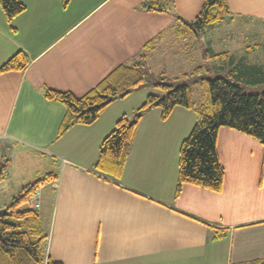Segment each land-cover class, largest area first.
Here are the masks:
<instances>
[{"label": "crops", "instance_id": "crops-1", "mask_svg": "<svg viewBox=\"0 0 264 264\" xmlns=\"http://www.w3.org/2000/svg\"><path fill=\"white\" fill-rule=\"evenodd\" d=\"M19 1L25 10L11 22L0 8V66L18 51L29 61L22 72L0 74V157L7 159L16 149L30 160L40 155L46 174L56 178L39 187L49 260L264 262V148L258 141L220 128L216 149L224 171L222 190L183 184L175 196L179 147L196 121L192 110L175 108L164 121L157 108L144 114L122 175L113 180L93 169L98 148L116 120L130 117L153 91L143 87L106 107L93 125H74L61 136L57 131L66 108L44 97L51 90L80 98L121 64L138 60L146 48V66L152 74L150 66L159 71L154 75H166L162 54L192 61L190 51L178 54L182 58L172 53L171 47L194 40L179 38L176 16L193 21L203 0ZM145 2L170 12L148 11ZM226 3L230 24L264 25V0ZM254 46L246 53L257 52ZM247 62L264 69L263 61Z\"/></svg>", "mask_w": 264, "mask_h": 264}, {"label": "trees", "instance_id": "trees-1", "mask_svg": "<svg viewBox=\"0 0 264 264\" xmlns=\"http://www.w3.org/2000/svg\"><path fill=\"white\" fill-rule=\"evenodd\" d=\"M143 6L148 11L170 12L153 2H145ZM0 8L7 22L25 10L19 0H0ZM225 16L230 18L226 0H203L202 8L193 21L176 16L181 29L179 38L200 37L205 30L219 26ZM146 52L147 48L136 55L138 60L118 66L80 98L46 90V100L66 108L57 136L74 125H93L110 104L147 87L153 92L147 94L130 117L121 115L102 140L94 171L108 179H120L137 125L144 114L157 108L164 121L175 108H184L195 113L196 121L179 147L175 196L183 184L219 193L224 171L216 149L218 130H235L255 139L264 148V69L248 63L243 55L213 53L207 48L203 50L206 60L203 66H197L180 77L169 78L164 73L154 75L150 72L146 66ZM28 64L26 55L18 51L0 66V74L22 72ZM193 90L197 91L196 98ZM8 168L9 160L0 157V183L5 179ZM55 179L52 173H47L24 184L8 206L0 207L3 211L0 213V264H59L51 262L46 255L43 239L46 242L47 237L42 231L38 210L33 209L30 202L42 184Z\"/></svg>", "mask_w": 264, "mask_h": 264}, {"label": "rangeland", "instance_id": "rangeland-1", "mask_svg": "<svg viewBox=\"0 0 264 264\" xmlns=\"http://www.w3.org/2000/svg\"><path fill=\"white\" fill-rule=\"evenodd\" d=\"M225 23L226 25L221 24L216 28L205 30L200 37H193L194 40H190L187 46H183V43L178 48L171 47L172 53L177 52V55L190 51L193 55L192 61L184 62L177 56L162 54L161 69L166 71V76L169 78L179 77L181 74L189 73L196 66H200L201 62L203 66L206 62L203 57V50L207 48L211 49L213 53L227 51L236 57L246 54L249 62H257V60L264 62V25L255 21L244 20H235L231 24L228 20ZM248 46H259V48L257 52L254 51L250 54L245 51ZM178 56L182 58L181 55ZM214 63L217 64L218 62L215 61ZM150 68L154 74L159 72L151 66ZM195 94L197 91L193 90L194 98L197 97ZM19 153V149H16V151H12L11 157L5 156L9 160L10 168H8L5 179L0 183V207L9 205L11 196L19 194L22 184L40 179L47 172L40 155H31L32 160H30L27 154L21 156ZM37 174L40 175L36 177ZM44 218L45 216H42V219ZM41 227L45 235L46 229L43 224ZM43 247L46 248L45 238L43 239Z\"/></svg>", "mask_w": 264, "mask_h": 264}, {"label": "built area", "instance_id": "built-area-1", "mask_svg": "<svg viewBox=\"0 0 264 264\" xmlns=\"http://www.w3.org/2000/svg\"><path fill=\"white\" fill-rule=\"evenodd\" d=\"M41 193L36 190L30 198L31 206L33 209L38 210L40 208Z\"/></svg>", "mask_w": 264, "mask_h": 264}, {"label": "water", "instance_id": "water-1", "mask_svg": "<svg viewBox=\"0 0 264 264\" xmlns=\"http://www.w3.org/2000/svg\"><path fill=\"white\" fill-rule=\"evenodd\" d=\"M228 19H229V17H228V16H225V17H224V20H225V21H228ZM2 212H3V211H2V210H0V213H2Z\"/></svg>", "mask_w": 264, "mask_h": 264}]
</instances>
